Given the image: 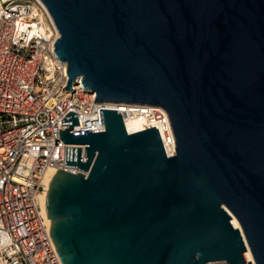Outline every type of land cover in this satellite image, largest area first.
I'll return each mask as SVG.
<instances>
[{"label":"water","instance_id":"obj_1","mask_svg":"<svg viewBox=\"0 0 264 264\" xmlns=\"http://www.w3.org/2000/svg\"><path fill=\"white\" fill-rule=\"evenodd\" d=\"M53 49L101 103L161 106L157 126L59 134L45 210L62 264H264V0H41ZM234 216L239 228L233 226ZM249 250L252 261L246 258Z\"/></svg>","mask_w":264,"mask_h":264},{"label":"built area","instance_id":"obj_2","mask_svg":"<svg viewBox=\"0 0 264 264\" xmlns=\"http://www.w3.org/2000/svg\"><path fill=\"white\" fill-rule=\"evenodd\" d=\"M58 36L41 0H0V264H62L40 195L49 172H78L65 165L66 147L82 148L85 160L84 144L60 138L68 112L77 113L73 132H100V109L117 110L125 129L128 120H138L140 130L157 126L165 153L175 152L163 107L97 102L80 77L67 91V66L53 49Z\"/></svg>","mask_w":264,"mask_h":264},{"label":"bare ground","instance_id":"obj_3","mask_svg":"<svg viewBox=\"0 0 264 264\" xmlns=\"http://www.w3.org/2000/svg\"><path fill=\"white\" fill-rule=\"evenodd\" d=\"M126 129L128 132H134V131L140 130V129H142L141 123L138 120H128V121H126ZM52 176H53V174L51 175L50 172L47 174V176H46V183L47 184H49ZM47 188H48V186H47ZM46 191H47V189H46ZM46 191L40 195L41 206L43 208V211H45V212H46V210H45ZM231 223L233 224V226L239 228V224H238V222L234 216L231 217ZM245 255H246V258L248 260L252 261V257H251L249 250H247Z\"/></svg>","mask_w":264,"mask_h":264}]
</instances>
